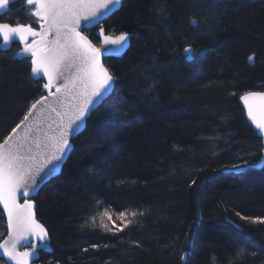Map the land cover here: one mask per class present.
Instances as JSON below:
<instances>
[{
  "label": "trees",
  "instance_id": "16d2710c",
  "mask_svg": "<svg viewBox=\"0 0 264 264\" xmlns=\"http://www.w3.org/2000/svg\"><path fill=\"white\" fill-rule=\"evenodd\" d=\"M34 10L16 0L0 21L39 31ZM103 27L130 46L35 198L53 249L38 263L264 264V140L241 102L264 91V0H124ZM24 47L0 49V143L46 93Z\"/></svg>",
  "mask_w": 264,
  "mask_h": 264
},
{
  "label": "snow or ice",
  "instance_id": "6c2138e0",
  "mask_svg": "<svg viewBox=\"0 0 264 264\" xmlns=\"http://www.w3.org/2000/svg\"><path fill=\"white\" fill-rule=\"evenodd\" d=\"M9 2L10 0H0V10L7 9ZM26 2L29 6H35L31 15L42 21L40 24L42 31L37 32L31 25L13 26L9 23H0L3 43L9 44L13 37H18L19 41L24 43L23 52L29 53L32 57V73L47 77L48 82L44 84V88L55 98L54 103L58 104L60 101L58 93L63 96L74 92L73 98L79 96L81 99L75 108L68 112L59 111L57 107L47 104L48 97H42L32 104L25 115L21 122L22 131L17 133V129L21 127L17 125V129H13L12 134L0 143V202L7 213L9 229L8 239L0 243V250L9 260L15 261V264H29L36 248L30 238L43 243L48 237L47 230L35 218L32 202L25 199L24 203L20 204L18 196L27 197L29 187L35 183L36 174L53 161H59L66 150H70V136L80 127L89 107L96 98L102 96L112 80L101 63L103 52L81 32V22L98 21L102 14L110 10V6L119 4L120 0H26ZM50 35L54 36L51 41L47 39ZM30 36L40 39L29 44ZM126 40V33L115 39L103 36L105 45H121ZM191 51L190 48L185 49V52ZM252 59L253 57H249L250 61ZM62 78L64 82L57 86L56 82ZM53 87L55 92H52ZM241 99L247 107L249 118L264 136V92H249ZM37 105H40L41 109L47 105L48 111L55 113L57 117L55 131L41 140H37L35 136L39 130V118L29 120ZM48 127L51 130V124ZM52 170L54 171V168ZM104 215L111 219L109 213L105 212ZM131 215L135 216L136 213L132 212ZM120 216L124 217L125 213H120ZM259 222L264 223V220ZM102 227L111 231L108 225ZM22 242H27L31 250L18 251V245Z\"/></svg>",
  "mask_w": 264,
  "mask_h": 264
},
{
  "label": "water",
  "instance_id": "95a60500",
  "mask_svg": "<svg viewBox=\"0 0 264 264\" xmlns=\"http://www.w3.org/2000/svg\"><path fill=\"white\" fill-rule=\"evenodd\" d=\"M16 0H10L8 7L10 6L11 3H13ZM124 0H120L119 4L110 6V10L106 13V14H102L99 18V20H93L90 22H81V27L80 30L81 32L87 36L89 38V40H91V42L93 43V45H95V47L101 49V51L103 52V55L101 56V63L103 64L104 68L107 69L109 75L112 77V80L110 82V84L108 85L107 89L104 91V93L102 94V96L96 98V100L94 101V103L89 107V111L88 113L85 115L84 120L81 122L80 127L75 131V133L70 136L69 138V142L71 145L70 150H66L65 155L59 160V161H53L52 164H49L46 168L43 169V171H40L38 174H36L35 176V183L32 184L28 191H29V195L27 197H24L22 195L18 196V203L23 204L25 199H28L32 202V204L34 205L33 207V212L35 214V218L36 220L42 224L44 226V228L47 230L48 232V237L47 240L43 243H41L38 240H35V238H30L31 242L34 243L36 245L35 251L33 253V256L31 257L29 264H39L38 261L41 258V252H48L51 253L52 252V246H51V237L49 234V231L47 229V227L38 219V215H37V211H36V203H35V198L37 197V195L39 194L41 188L49 183L51 180H53L54 178H56L57 176H59L62 172V169L65 165V163L67 162L74 144L73 141L74 139L83 132V130L85 129L86 125H87V121L88 118L90 117V115L92 114V112L107 98L111 95V93L114 90L115 87V78L113 77V75L111 74L109 68L107 67V65L105 64V59L108 57H120L122 56L127 49L130 46V41H131V35L130 33H119L117 35H111V34H107L104 27H103V23L104 21H106L111 15H113L116 11H118L123 3ZM7 7V9H8ZM5 10H0V17L3 14ZM0 23H6V22H1ZM10 24V23H9ZM12 25V24H11ZM45 27H47V25L45 24ZM101 29H103V35H101ZM87 30H94L95 35L99 38L100 40V44H96L89 35H87L85 33V31ZM39 31H42V29H40ZM37 31V32H39ZM127 34V40L124 41L121 45H105L103 43V36L107 35V36H111L113 39L117 38L118 36H120L121 34ZM39 37H28V43L30 44L33 40H39ZM49 41L54 39V36L50 35L47 38ZM0 40H1V44H0V49L1 50H10L12 48V46L15 43H19L24 45V43L19 41L18 37H13L12 42H10L9 44L5 45L3 43V38L2 36H0ZM190 48V47H189ZM192 49V48H190ZM186 54H188L189 56L192 54L191 52H186ZM32 61V58H31ZM32 64V63H31ZM33 77L35 79H43L45 81V84L48 82L47 81V77L43 76V74H41L40 76L34 75L32 73ZM64 82L63 78L59 81H57V86H59L60 84H62ZM52 92H55V87H53ZM253 93H260V92H264V91H252ZM249 93V92H248ZM247 94V93H246ZM75 95L74 92H69L67 95H61V94H57V96H60V101L59 103H54L55 98L53 96H51L49 94V90L48 93L43 95L42 97H48V101L47 104H51L53 107H57V109L59 111H68L71 112L72 109L75 108V106L80 102V97L76 96L75 98H73ZM245 95V94H244ZM242 95V96H244ZM40 97L39 99H37L35 101V103L39 100H41ZM241 102L246 110L247 116H248V112H247V107L244 104V101L241 99ZM31 109V108H30ZM39 118V130L36 131L35 136L37 140H41L43 137L46 136H50L52 134V132L55 131L56 126H57V117L55 116V113H50L47 109V105L45 106L44 109H41L40 105H37V109L33 110V116L29 117V120H33L34 118ZM249 118V116H248ZM65 119H67V117H65ZM24 120V119H23ZM22 120V121H23ZM250 122L253 124V126L255 127V124L252 122V120L249 118ZM21 121V122H22ZM19 123L18 125H20L21 127L19 129H17V126L14 129H17V133L21 132L23 129V124ZM51 124V130L49 129L48 125ZM256 128V127H255ZM13 131V130H12ZM12 131L9 133V135L12 134ZM257 131L259 132V130L257 129ZM260 134V133H259ZM8 135V136H9ZM261 135V134H260ZM7 136V137H8ZM262 136V135H261ZM263 140H264V136ZM4 142V141H3ZM1 142V143H3ZM40 160H43V155H41ZM264 165V154L262 156V158L260 159V161L257 162V166L258 167H262ZM54 168V171L52 170ZM243 170V167H237L235 169L236 172H241ZM43 178V179H42ZM23 191V190H21ZM0 209L3 211L5 218H6V222H7V213L4 210L3 207V203L0 202ZM8 235H9V229H8V224H7V235L5 236V238L0 242L3 243L6 239H8ZM18 251H30L31 248L28 246L27 242H22L20 245H18L17 248ZM0 264H15V261H11L9 260L4 254L3 251L0 250Z\"/></svg>",
  "mask_w": 264,
  "mask_h": 264
},
{
  "label": "rangeland",
  "instance_id": "374dc122",
  "mask_svg": "<svg viewBox=\"0 0 264 264\" xmlns=\"http://www.w3.org/2000/svg\"><path fill=\"white\" fill-rule=\"evenodd\" d=\"M114 221H115L119 226H121V222H120V218H119V217L114 218Z\"/></svg>",
  "mask_w": 264,
  "mask_h": 264
},
{
  "label": "bare ground",
  "instance_id": "6f19581e",
  "mask_svg": "<svg viewBox=\"0 0 264 264\" xmlns=\"http://www.w3.org/2000/svg\"><path fill=\"white\" fill-rule=\"evenodd\" d=\"M47 93H48V89H46V93H45V94H47ZM45 94H44V95H45Z\"/></svg>",
  "mask_w": 264,
  "mask_h": 264
}]
</instances>
